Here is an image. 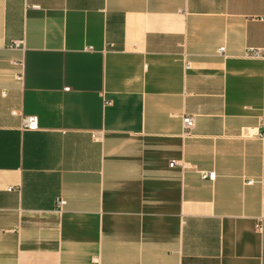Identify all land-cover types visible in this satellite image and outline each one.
I'll return each mask as SVG.
<instances>
[{"label": "crops", "instance_id": "0c3cea01", "mask_svg": "<svg viewBox=\"0 0 264 264\" xmlns=\"http://www.w3.org/2000/svg\"><path fill=\"white\" fill-rule=\"evenodd\" d=\"M254 45L264 0H0V264H264Z\"/></svg>", "mask_w": 264, "mask_h": 264}, {"label": "built area", "instance_id": "2783aa9c", "mask_svg": "<svg viewBox=\"0 0 264 264\" xmlns=\"http://www.w3.org/2000/svg\"><path fill=\"white\" fill-rule=\"evenodd\" d=\"M20 41H16L15 42V46H19L20 45ZM225 48L221 47L219 49V51L221 53H224ZM246 56L249 57H253L255 58H259L264 60V45L262 46H249L247 47L246 51ZM21 77V76H20ZM70 87H66L65 90H69ZM23 128L24 129H28L30 130H37L39 129V118L37 115H24L23 117ZM184 122V129H185V133H189V131L195 126V118L194 116H185L183 119ZM171 166L175 164V161H172ZM205 177H209L211 179H213L215 177V173L214 172H208L204 174ZM58 206L61 208L65 205L66 201L62 198L58 199L57 201Z\"/></svg>", "mask_w": 264, "mask_h": 264}]
</instances>
